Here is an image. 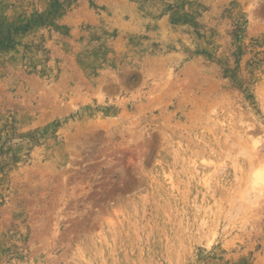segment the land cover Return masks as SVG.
<instances>
[{
    "label": "rangeland",
    "instance_id": "374dc122",
    "mask_svg": "<svg viewBox=\"0 0 264 264\" xmlns=\"http://www.w3.org/2000/svg\"><path fill=\"white\" fill-rule=\"evenodd\" d=\"M259 164L264 0H0V264H264Z\"/></svg>",
    "mask_w": 264,
    "mask_h": 264
},
{
    "label": "clouds",
    "instance_id": "9594fccd",
    "mask_svg": "<svg viewBox=\"0 0 264 264\" xmlns=\"http://www.w3.org/2000/svg\"><path fill=\"white\" fill-rule=\"evenodd\" d=\"M241 155H247L246 152H241ZM246 197H255L259 200L264 197V164L253 166L249 174V183L247 187ZM254 202V201H249Z\"/></svg>",
    "mask_w": 264,
    "mask_h": 264
}]
</instances>
